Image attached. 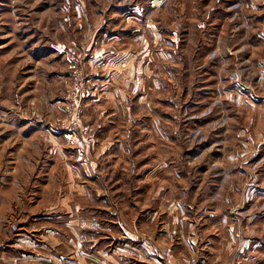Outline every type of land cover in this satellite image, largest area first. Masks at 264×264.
<instances>
[{"label":"rangeland","instance_id":"obj_1","mask_svg":"<svg viewBox=\"0 0 264 264\" xmlns=\"http://www.w3.org/2000/svg\"><path fill=\"white\" fill-rule=\"evenodd\" d=\"M0 264H264V0H0Z\"/></svg>","mask_w":264,"mask_h":264}]
</instances>
